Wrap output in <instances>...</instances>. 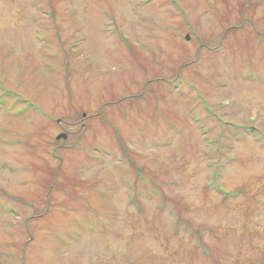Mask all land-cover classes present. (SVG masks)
I'll return each mask as SVG.
<instances>
[{
	"label": "rangeland",
	"instance_id": "374dc122",
	"mask_svg": "<svg viewBox=\"0 0 264 264\" xmlns=\"http://www.w3.org/2000/svg\"><path fill=\"white\" fill-rule=\"evenodd\" d=\"M2 97L0 264H264V0H0Z\"/></svg>",
	"mask_w": 264,
	"mask_h": 264
},
{
	"label": "trees",
	"instance_id": "16d2710c",
	"mask_svg": "<svg viewBox=\"0 0 264 264\" xmlns=\"http://www.w3.org/2000/svg\"><path fill=\"white\" fill-rule=\"evenodd\" d=\"M6 95H8V94H11L10 92H7V93H5ZM6 100V99H5ZM4 105V97H2L1 99H0V108H2V106ZM124 159H126V158H124ZM128 159V158H127ZM227 199V198H226ZM135 203H136V201H134ZM202 247L204 248V245H202ZM251 249H253L252 247H251ZM208 252H210L209 251V249H208ZM260 262L261 263H264V260H260Z\"/></svg>",
	"mask_w": 264,
	"mask_h": 264
},
{
	"label": "water",
	"instance_id": "95a60500",
	"mask_svg": "<svg viewBox=\"0 0 264 264\" xmlns=\"http://www.w3.org/2000/svg\"><path fill=\"white\" fill-rule=\"evenodd\" d=\"M58 138H64V136H60V137H58ZM58 138H57V139H58Z\"/></svg>",
	"mask_w": 264,
	"mask_h": 264
}]
</instances>
